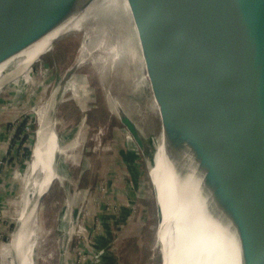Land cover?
<instances>
[{
    "label": "water",
    "instance_id": "obj_1",
    "mask_svg": "<svg viewBox=\"0 0 264 264\" xmlns=\"http://www.w3.org/2000/svg\"><path fill=\"white\" fill-rule=\"evenodd\" d=\"M93 1L0 0V64L81 14ZM126 3L147 81L140 62L128 58L138 64L160 127L154 151L163 139L176 165L181 164L183 154L191 158L203 190L235 233L240 264H264V0ZM123 21L128 49L137 52L133 31L125 17ZM118 118L145 153V141L133 120L121 111ZM183 175L180 168L170 171L181 184ZM152 187L160 224L162 207ZM189 192L186 188V197ZM183 195L180 186L179 198L172 200L181 203V208ZM168 206L174 215L178 205ZM167 229L169 245L177 242L176 236L170 239L176 231L188 238L187 221L175 220ZM221 240L215 238L216 246ZM229 243L237 258V245ZM159 251L164 264L163 251ZM174 251L172 255L178 258L174 264H181Z\"/></svg>",
    "mask_w": 264,
    "mask_h": 264
},
{
    "label": "rangeland",
    "instance_id": "obj_2",
    "mask_svg": "<svg viewBox=\"0 0 264 264\" xmlns=\"http://www.w3.org/2000/svg\"><path fill=\"white\" fill-rule=\"evenodd\" d=\"M118 25L105 26L106 37L125 47V27ZM83 33L55 42L0 93V248L9 252L3 264L14 262L10 243L22 209L23 170L40 126L35 112L52 96L54 134L64 149L57 163L62 181H54L38 205L32 264H161L149 175L160 127L150 94L138 64L119 51L105 64L86 60L66 79ZM118 111L136 121L145 153L120 123Z\"/></svg>",
    "mask_w": 264,
    "mask_h": 264
},
{
    "label": "bare ground",
    "instance_id": "obj_3",
    "mask_svg": "<svg viewBox=\"0 0 264 264\" xmlns=\"http://www.w3.org/2000/svg\"><path fill=\"white\" fill-rule=\"evenodd\" d=\"M99 1L101 0H94L81 14L69 18L58 29L48 34L39 42L0 64V93L7 81L16 72L22 70L29 63L37 62L41 55L43 56L53 49V43L61 35L72 30H76V32L84 30V36L78 45L74 60L68 68L69 70L67 69L65 78L70 74L69 71L77 69L86 60L94 64V66L99 62L105 64L107 59L115 58L116 52L119 51L140 62L143 70V79L147 81L136 30L132 23L126 0H102V5L95 11L94 8ZM116 1L121 2L120 5ZM123 17L127 19L133 31L137 52H135V48L128 49L127 41H125V47H120L119 44L116 45V42L106 37L107 29L105 26H108L113 21L117 26H119L118 24L124 26ZM93 22L97 26L90 27L89 24ZM129 76V79H132V82L135 83V76L131 78V73ZM65 78L62 82L67 79ZM53 97L55 98V96H52L46 106H40L35 112L40 126L38 130L36 129V141L30 151L31 158L23 170L24 193L22 197V209L21 214L17 218L10 243L12 247L11 257L14 260L13 264H32L31 251L33 244L31 241H34L33 238L35 239L34 219L36 218L38 205L51 184L54 181H62L60 173L57 172V163L60 157H63L64 149L63 144H58V138L54 134L56 133L55 125H57V120L53 123L51 117L52 111L55 109ZM58 122L63 128L61 119L58 118ZM133 122L136 125V121L133 120ZM57 128L60 129V126ZM152 150V156L151 153L149 155V175L152 185L157 190L158 202L162 207L163 219L162 223L157 224V240L159 241V248L163 251L164 264L176 263V259L178 258L172 255L175 252L174 250H177L181 264H184V262L186 264H240L239 248L235 233L229 223L213 207L208 194L203 190L201 176L197 173L191 158L183 154L181 164L178 163L176 165L177 163L166 152L163 139L162 144L155 151L154 147ZM173 168L183 170L184 179L182 184L179 183L175 176H170V171L172 170L173 173ZM180 186L184 190L183 208H181V203L176 202L174 204L172 202L173 199L179 198ZM186 188L190 189L188 197L185 196ZM167 203H170L173 207L174 205H178L174 209V215L169 214L170 210L169 206L167 207ZM178 219L183 222L187 221L188 238L184 239V234L176 231L175 235H172L170 239L173 240L174 236H176L177 242L169 245V242H166L167 240L165 239L168 225ZM37 229H40V226ZM208 235L213 238H208ZM215 238L218 240L222 238L221 243H217V246ZM226 241L228 243L229 241L235 242L237 245L235 247L237 258L233 254L230 243L227 246ZM165 246L166 248L170 246L167 252Z\"/></svg>",
    "mask_w": 264,
    "mask_h": 264
},
{
    "label": "crops",
    "instance_id": "obj_4",
    "mask_svg": "<svg viewBox=\"0 0 264 264\" xmlns=\"http://www.w3.org/2000/svg\"><path fill=\"white\" fill-rule=\"evenodd\" d=\"M8 246V245H7ZM5 248V246H2L1 248H0V264H3V262H4V259L7 257V255H8V253L9 252H4V249ZM2 252V253H1Z\"/></svg>",
    "mask_w": 264,
    "mask_h": 264
},
{
    "label": "trees",
    "instance_id": "obj_5",
    "mask_svg": "<svg viewBox=\"0 0 264 264\" xmlns=\"http://www.w3.org/2000/svg\"><path fill=\"white\" fill-rule=\"evenodd\" d=\"M27 155H28V153H27Z\"/></svg>",
    "mask_w": 264,
    "mask_h": 264
}]
</instances>
